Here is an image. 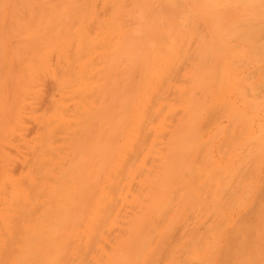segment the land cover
<instances>
[{"label":"bare ground","instance_id":"6f19581e","mask_svg":"<svg viewBox=\"0 0 264 264\" xmlns=\"http://www.w3.org/2000/svg\"><path fill=\"white\" fill-rule=\"evenodd\" d=\"M8 1L0 264H264V0Z\"/></svg>","mask_w":264,"mask_h":264},{"label":"rangeland","instance_id":"374dc122","mask_svg":"<svg viewBox=\"0 0 264 264\" xmlns=\"http://www.w3.org/2000/svg\"><path fill=\"white\" fill-rule=\"evenodd\" d=\"M2 7H1V9L4 11L3 13V22H1V18H0V39H1V41H2V43H3V45H4V49H12V48H14V46H15V44H16V41H17V38L15 37V38H13V36L14 35H12L13 33H11V32H9V30H8V26H6V23H7V21H8V12H9V8H10V3H9V1L8 0H3L2 1ZM7 27V28H6ZM8 33H10L9 35H8ZM12 36V37H11ZM262 38H263V36H262ZM264 39V38H263ZM15 41V42H14ZM13 42H14V44H13ZM237 42H234V44H236ZM253 50V49H252ZM253 52V51H252ZM253 53H251V55H252ZM236 62V61H235ZM238 62H239V64L241 63H243V64H245V62H240V61H237V63L236 64H234L235 66H237L238 67ZM250 62H252V63H250ZM250 62H247V64H249V65H247V64H245V68L242 66V68L243 69H245V70H243L242 68H241V66H239L240 68L238 69L237 67H232V69L231 70H233L236 74H238V73H240L242 70L244 71V72H246L248 69L249 70H251V68L252 67H254V68H257V66L259 67L260 65H261V63H259L258 64V61L256 62V61H250ZM233 63H234V61H233ZM257 63V64H256ZM254 64V65H253ZM247 65V66H246ZM253 65V66H252ZM249 67V68H248ZM247 69V70H246ZM253 69V68H252ZM238 70H240V71H238ZM255 74V79H257L258 78V75H256V73H254ZM257 76V77H256ZM225 84V85H224ZM229 86V84L228 83H223V84H220L218 87H215V88H213V90H212V93H210V94H208L207 95V97H212V98H217L219 95H220V93L222 92V90L225 88V87H228ZM217 88H218V90H217ZM220 89V90H219ZM217 90V91H216ZM213 94H214V96H213ZM216 94V95H215ZM237 101L240 103L241 101L239 100V99H237ZM258 115H260V116H262V117H264V108H260L259 110H258Z\"/></svg>","mask_w":264,"mask_h":264}]
</instances>
